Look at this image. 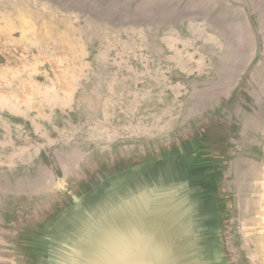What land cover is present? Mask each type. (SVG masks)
Segmentation results:
<instances>
[{
	"label": "rangeland",
	"instance_id": "obj_1",
	"mask_svg": "<svg viewBox=\"0 0 264 264\" xmlns=\"http://www.w3.org/2000/svg\"><path fill=\"white\" fill-rule=\"evenodd\" d=\"M140 1L0 0V264H34V220L79 213L72 195L97 173L203 123L239 161L242 262L264 264V64L224 106L245 66L224 60L226 31L208 18L232 9L249 24V10L264 56V0H172L144 15Z\"/></svg>",
	"mask_w": 264,
	"mask_h": 264
},
{
	"label": "water",
	"instance_id": "obj_2",
	"mask_svg": "<svg viewBox=\"0 0 264 264\" xmlns=\"http://www.w3.org/2000/svg\"><path fill=\"white\" fill-rule=\"evenodd\" d=\"M171 2L172 0H141L138 11L141 15L149 14L154 10L152 7L155 4L166 6ZM248 12L249 24L241 14L232 9L208 17L215 27L224 28L226 31L229 56L224 60L242 63V66H245L244 71L252 65L257 47H261L260 30L255 26L249 10ZM249 25L256 43L252 46L248 35ZM252 69L253 66L250 70ZM232 95L233 93L230 99ZM222 108L223 105L216 111ZM231 143L224 135L219 139V136L211 134V129L206 123L195 124L180 130L168 140L154 144L147 152H143L142 160L119 162L99 173H113L111 175L118 177L116 168L118 165H124L127 168L121 180L123 177L131 178L130 185L134 184V179L138 181L131 189L126 188L127 183L123 182L119 193L126 199L133 195L132 200L138 205L136 213L126 212L125 217L128 221H132L135 216L139 218V229L143 249L147 247V258L149 236L155 235L149 228L154 221L158 224L156 236L159 237L161 255L159 264H243L234 235L230 180L231 174H235L234 162L239 161L232 159ZM97 177L98 173L88 183L95 181ZM95 186L105 185L96 183ZM88 188L91 189V186ZM94 192L96 191H92ZM100 192H112V189ZM117 202L118 200L110 194L103 197V204L106 203L110 207L117 206ZM85 208H80L79 213L73 217L83 215ZM68 214L66 213L67 216ZM133 214L135 216H132ZM171 235L175 238L177 259L172 253ZM194 246L198 250V257L191 262V252H188V249L191 250ZM162 247L164 248L161 249ZM143 258H146L145 255Z\"/></svg>",
	"mask_w": 264,
	"mask_h": 264
},
{
	"label": "bare ground",
	"instance_id": "obj_3",
	"mask_svg": "<svg viewBox=\"0 0 264 264\" xmlns=\"http://www.w3.org/2000/svg\"><path fill=\"white\" fill-rule=\"evenodd\" d=\"M255 53L252 65L244 71V76L238 83V88L233 92V97L224 106L239 101L238 89L248 72H250L251 67L255 68L258 65L256 63L260 60L264 64L263 51L260 46L257 47ZM254 62L256 63L254 64ZM262 68L263 66L259 68L261 73L264 72ZM126 168L124 165H118L116 168L118 177L111 175L113 173L106 172L107 175L103 173L98 175L95 181L88 183L86 190L78 192V195H72L71 205L77 207L80 203L79 207H86L83 215L73 217L68 214L69 216H67L65 212L60 211V208H58V210H49L47 211L49 214H41L40 218L34 220L35 225L38 223L39 230L25 235L31 248L30 254L35 260L34 264H159L161 255L158 244L159 237L156 236L158 235L156 234L158 233L156 231L158 224L153 221L149 228V231H152V234L154 232L155 235L149 236V258H147V247L145 250L143 249L139 218L133 214L132 216L135 217L132 218V221H128L125 217L126 212L132 214L138 211L136 201L133 202L132 200L133 195L130 199H126L120 194L123 182L127 183L126 188L128 189L133 188V185L138 183L134 179V184L130 185L131 178L126 177L121 180ZM97 180L99 181L96 182ZM96 183H102L105 186L97 187L95 186ZM89 186H91V189L88 188ZM107 186L110 188H107ZM111 189L112 192H100ZM92 191L96 192L92 193ZM108 194L118 200L117 206L110 207L106 203L103 204V197ZM23 236L22 240H25ZM35 239H39L41 242L36 244ZM171 240L172 253L176 256L174 258L177 259L173 235H171ZM50 249L54 250L51 251L54 254H51ZM197 251L195 246L191 250L188 249V252H191V262L195 257H198ZM144 255L146 258H143Z\"/></svg>",
	"mask_w": 264,
	"mask_h": 264
}]
</instances>
